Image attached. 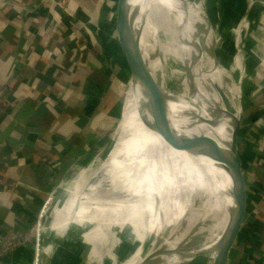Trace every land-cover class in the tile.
I'll return each instance as SVG.
<instances>
[{"label":"bare ground","instance_id":"bare-ground-1","mask_svg":"<svg viewBox=\"0 0 264 264\" xmlns=\"http://www.w3.org/2000/svg\"><path fill=\"white\" fill-rule=\"evenodd\" d=\"M193 1V26L190 0H129V5L130 12L134 14V29L145 60L168 99L172 130L179 136L188 137L186 132L192 128L191 137H196V129L200 128L198 124H204L210 137H215L223 148L229 150L232 133L243 108L240 82L244 73H247L244 49L241 46L232 62L224 63L222 56L214 52L222 40V35H219L221 31L216 29L218 27L214 22L211 23L213 20L209 24L205 22L209 12L206 0ZM245 16L238 18L237 32ZM235 26L231 24L229 33L236 30ZM192 27L194 42L199 49L197 55L193 49ZM188 39L191 41L187 42ZM237 41L241 42L240 35ZM129 71L130 78L125 82L122 117L126 102L131 97L132 100L123 121L126 127L124 139L118 147L112 149L122 128L121 117L114 130L113 144L109 142L91 165L85 182L86 186L95 184L91 214L95 215L97 209L102 210L101 214L92 218V241L104 243L108 251L107 243L114 228L118 227L122 233L126 227H130L139 244L135 246L133 255L121 264H182L195 251L213 252L215 257L218 240L230 214L235 210L232 178L220 163L205 155L191 152L194 156L192 159L186 151H183V155L179 154L182 151L172 147L154 129L146 89L133 77L130 68ZM191 118L198 123H191ZM110 155L113 159L107 170ZM209 165H214L212 180L217 190H192L183 217L173 227L182 225L181 222L186 218L188 221L189 218L193 220L196 215L200 219L216 194L220 193L224 211L213 242L187 246L181 240L182 233L173 240L163 239L166 226L183 212L181 202L187 191L182 189L197 179ZM71 183L72 180L67 191L72 188ZM75 206L64 211L50 224L53 239L48 237L49 243L44 245L42 251L46 258L53 251L54 241L68 230L66 228L73 219ZM192 209L197 213L195 216L191 214ZM60 224L61 229L58 227ZM150 234L154 235L155 240L152 247L146 248ZM114 236L117 243V235ZM112 247L109 248L110 254ZM163 249L177 252L162 253ZM93 254L96 255V251Z\"/></svg>","mask_w":264,"mask_h":264},{"label":"crops","instance_id":"crops-1","mask_svg":"<svg viewBox=\"0 0 264 264\" xmlns=\"http://www.w3.org/2000/svg\"><path fill=\"white\" fill-rule=\"evenodd\" d=\"M83 1L85 4L79 0H0V246L10 237L19 241L0 256V264H30L29 244L23 240L40 221L58 168L74 159L77 152L84 150L83 157L87 154L98 121L104 120L105 128L114 127V117L123 111L122 98L116 100L114 91L107 90L108 81L114 79L123 93L122 69L114 66L113 55L100 57L106 24L98 23L97 40L77 25L84 21L81 6L94 4ZM106 11L97 9L91 20L102 22ZM263 11L260 4L251 16ZM260 63L264 64V59L255 62ZM252 95L251 90L248 110L256 109L264 100V92L260 98ZM240 137L242 156L245 153L248 157L255 149L261 161L250 170L243 156L247 211L229 264H264V199L256 195L248 178L250 173L259 180L260 174L264 175V114ZM90 167L84 162L70 170L75 176L68 190L69 200L84 190L91 206L95 184L84 189ZM216 211L222 216L224 203ZM209 216L203 221L212 220ZM220 218L207 229L208 235L190 246L212 243ZM197 253H190L182 264ZM208 253L213 260L214 253Z\"/></svg>","mask_w":264,"mask_h":264},{"label":"rangeland","instance_id":"rangeland-1","mask_svg":"<svg viewBox=\"0 0 264 264\" xmlns=\"http://www.w3.org/2000/svg\"><path fill=\"white\" fill-rule=\"evenodd\" d=\"M92 5H84L81 6L82 9H84V13L82 20L83 23H77L79 30L80 27L86 29L88 31L87 35H90V37H93L94 40H97L98 38V31H99V25L98 23L107 24V16L104 18L102 22L91 20V18H94L95 11L97 9L106 11L107 8V14L110 6L111 0H92ZM191 1V14H192V26H193V0ZM82 4H85L83 0H79ZM249 4V6L247 5ZM263 5V2H252V0H206V8L209 10L208 15L205 19V22L209 24V22H214V25L218 28V30L221 31L219 35L222 38V40L218 43L217 47H215L214 52L222 56L224 59V63H230L232 59L234 58V55L236 52L243 46V58L244 62L247 66V73H244V81H243V90H244V108L245 110L248 108V105L250 103L249 93H251L252 90V96L253 98L259 97L260 92H264V64H255L256 60L259 61L261 59H264V11L257 16L252 17L251 13L252 10L255 7H259V5ZM93 7L92 9L90 8ZM249 9V11H248ZM249 14L250 20H249V31L247 32L246 36L245 33L242 32L241 42L238 43V41H235L236 39V33L237 32V26H238V18H241L245 15ZM90 15L88 18V21L86 20L87 16ZM99 20V19H98ZM245 18L241 21L243 22ZM235 24L236 30L234 32H231V24ZM106 27V25H104ZM99 27V28H98ZM187 30V29H186ZM182 33L184 35L185 31ZM104 35V33H103ZM82 37V36H81ZM186 39V38H185ZM191 41V39H188L187 42ZM192 42H193V49L195 51V54L198 53V48L195 45L194 42V34H193V27H192ZM237 46V47H236ZM109 54L114 56L113 64L118 69H122V77L125 80V82L128 81L130 78V71L127 64V61L125 59V56L122 54L121 50H119L117 44H112L109 46ZM117 59V60H116ZM119 59V60H118ZM250 61V62H249ZM169 67V66H168ZM171 68V67H169ZM173 86L175 84L172 83ZM109 91H113L110 86L107 88ZM260 98V97H259ZM124 97H122V104L121 107L123 109L124 105ZM130 105V98L126 102L125 108H124V115L122 117L123 111L121 110V116L118 113V116L120 118L122 117V125L121 130L118 136L117 141L115 142V145L112 149L118 147L121 142L124 139V130L126 129L125 125L123 124L124 118L127 114L128 108ZM253 105V104H251ZM117 116V117H118ZM119 118V119H120ZM190 122L192 123H198L197 120L194 118H191ZM99 127L91 133V141L89 143H92V148L88 149L87 154L83 157L82 154L85 153L83 150L82 153L77 152L74 157V159H71L69 162L66 160L64 165L60 166L57 170L56 178L53 182V187L51 191H49L46 194V199L44 203V207L42 209L40 221H42V224L40 225V221L34 225L29 238L24 239V242H28L29 247V259L30 264H35V262H40V264H121L124 261L128 260L135 250V246L139 244L137 238H135L134 233H132L130 227H126L125 232L120 233V229L118 227L114 228V231L111 235V239L109 240L108 245V251L107 246L103 243L95 241L93 243L92 241V231H91V225L94 220H92L93 216L96 214H101L102 210L97 209V213L91 214V208H89L88 201H84L86 205H82L81 201L86 199V192L82 190L78 196L74 199V201H69V192L67 191V187H69L71 179L75 176V173H71L70 170L73 168H76V165L82 164L86 162L90 166L95 163L97 158L99 157L100 153L103 151V149L108 145L109 142H111V137L114 134V127H103L106 126L105 121H98ZM200 127L199 129H196L195 132L196 136L200 135H208L210 136L209 132L205 131V125L204 124H198ZM190 128V127H189ZM192 130V128H190ZM188 130L186 132V135L188 137L193 136V131L190 132ZM97 131V132H96ZM189 133V134H188ZM110 139V140H109ZM242 143L240 141L239 143V150H242ZM260 151V150H259ZM186 153L194 159L193 154L190 151H186ZM183 155V151L179 153ZM83 157L79 160V157ZM245 156V163L247 164L248 168L251 170L256 163L258 164L260 160V156L257 153L255 149L250 150L247 154L244 153ZM78 159V160H77ZM112 155H110V159L108 160V164L106 166V169L108 170L110 167V164L112 162ZM211 159V158H209ZM77 160V161H76ZM74 164V165H73ZM254 164V165H253ZM66 165V166H65ZM72 165V166H71ZM71 166V169H70ZM73 170V169H72ZM213 174H214V165L207 166L200 176L190 182L186 187L182 189L186 190L187 192L184 195V200L181 202V206L183 209L182 213H179L176 218L171 222L169 225L166 226V229L168 227H173L178 223V221L183 217L185 210L187 209L190 199H191V191L194 189L199 190H207L209 191L212 189V191H216L217 188L213 184ZM250 183H253V188L256 193V195L264 199V181L261 179H258V176L253 175L250 173L248 175ZM91 188L89 184L85 187ZM92 189V188H91ZM75 206V212L73 219L69 223L65 231V235L61 238H58L54 241V247L53 251L50 254L49 257L46 258L44 255L43 247L47 244L48 239L51 238L53 235L52 231H50L49 226L52 222L57 220L59 216L66 210L70 209L71 206ZM81 204V207H80ZM217 207H223V197L220 195V193L216 194L214 200L212 201L210 207L207 209V211L201 216L199 221H203V219L210 215L209 217L212 218L215 215H218ZM74 211V210H73ZM91 214V215H90ZM97 215V216H98ZM213 215V216H212ZM44 216V217H43ZM91 217V219H90ZM221 217V214L219 213L218 218ZM258 221V220H257ZM175 222V223H174ZM259 224V222H258ZM186 226V223H184ZM60 229L62 228V224H60ZM199 228V223H196L192 226L190 229V232H188L189 238L193 237V234L197 231ZM65 229V230H66ZM165 229V230H166ZM178 233V232H177ZM117 235L116 240L118 242H115V236ZM136 235V234H135ZM175 233L172 232V230H168L165 235H163L164 238H171L173 239L175 237ZM49 237V238H48ZM86 237V238H85ZM50 239V240H51ZM147 241V247H152L153 240L151 238H148ZM162 241V240H160ZM49 243V242H48ZM24 244V243H23ZM111 248L112 252L109 253V248ZM103 249V251H102ZM93 251H96V255L93 254ZM107 253V254H106ZM92 258V259H91ZM39 259V260H38ZM51 261V262H50ZM190 264H212V259L210 253L202 255L197 257L195 260H193Z\"/></svg>","mask_w":264,"mask_h":264},{"label":"water","instance_id":"water-1","mask_svg":"<svg viewBox=\"0 0 264 264\" xmlns=\"http://www.w3.org/2000/svg\"><path fill=\"white\" fill-rule=\"evenodd\" d=\"M258 1L262 2L261 0ZM130 13L129 0H111L107 14V24L102 37L103 49L100 57L103 58L107 53H109L108 49L110 45L117 44L119 50H121L122 54L125 56L128 67L132 71L133 77L138 79L146 89L148 105L152 118L154 119V129L160 133L164 139L175 149L205 155L220 163L221 166L230 174V177L233 181L232 194L235 202V210L233 211V214H230V219H228L229 221L225 226L224 232L218 240L217 252L212 260V264H229L230 251L235 239L242 229V225L246 217L248 201V185H246L247 176L243 168V156L239 150V143L241 139L240 135L249 124L261 119L262 113L264 114V100H262L254 110H245L243 102L242 113L236 121V125L232 133L231 148L229 150L223 148L215 137H210L208 135H200L196 137L177 135L172 130L170 125L168 99L164 89L159 84L158 80H156L148 63L145 60L142 46L140 45L138 35L134 29V14ZM249 20L250 17L247 13L245 20L240 23L239 32L235 31V41H237V36L240 35V38L242 37V32H244L246 36L250 25ZM236 55L237 52L234 56ZM243 81L244 77L240 82V89H242L244 97ZM240 102L242 104V100ZM229 114L234 116L232 111H229ZM119 115L121 116V113ZM120 116L114 117V130ZM194 212L195 210L193 211L192 209L191 214H193V216L197 214ZM198 219L199 216L197 215L193 217V220H190L189 218L188 221L186 218L185 221L181 222L182 225H178L176 228L168 227L163 235H165L168 230H172V232L175 233L176 236L174 238L178 237L182 233L180 236L182 237L181 240L183 244L190 246L191 244L201 240V237L207 234L208 228L217 224L218 215L214 214L212 220L205 219L203 223H201V221H199L200 219ZM184 223H186V226ZM196 223H199V228L195 234H193V237L188 239V232H190V229ZM148 238H151L153 241L155 240L153 234H150ZM169 239L173 240L171 238ZM163 252L172 253L177 252V250L163 249L162 253ZM205 254H208V252H199L191 258L189 263L185 264H190L197 257ZM36 263L40 264L39 261Z\"/></svg>","mask_w":264,"mask_h":264},{"label":"trees","instance_id":"trees-1","mask_svg":"<svg viewBox=\"0 0 264 264\" xmlns=\"http://www.w3.org/2000/svg\"><path fill=\"white\" fill-rule=\"evenodd\" d=\"M118 82L116 81V80H109L108 81V85L110 86V88L114 91V95H115V99L116 100H118V98H122V97H124V91H123V93H120L119 92V85L117 84ZM120 96V97H119ZM260 179L262 180V181H264V175L262 174H260ZM69 195V194H68ZM69 201H72V200H69ZM73 201H74V199H73ZM84 201H86V200H83V201H81V204H85L84 203Z\"/></svg>","mask_w":264,"mask_h":264},{"label":"built area","instance_id":"built-area-1","mask_svg":"<svg viewBox=\"0 0 264 264\" xmlns=\"http://www.w3.org/2000/svg\"><path fill=\"white\" fill-rule=\"evenodd\" d=\"M18 242H19L18 240L10 237V239H8L3 245L0 246V256L5 254L8 251V249L17 245Z\"/></svg>","mask_w":264,"mask_h":264}]
</instances>
